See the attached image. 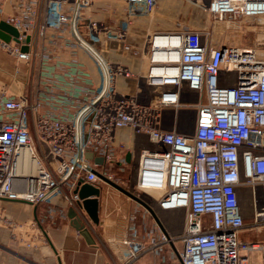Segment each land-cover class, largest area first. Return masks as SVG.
Returning <instances> with one entry per match:
<instances>
[{"label": "built area", "instance_id": "obj_1", "mask_svg": "<svg viewBox=\"0 0 264 264\" xmlns=\"http://www.w3.org/2000/svg\"><path fill=\"white\" fill-rule=\"evenodd\" d=\"M106 1L124 4L125 28L88 16ZM158 2L16 0L5 22L19 37L2 46L29 64L32 73L29 91L0 90V199L29 202L38 209L60 194L92 230L76 190L79 184L106 183L98 174L114 182L107 167L126 162L125 156L118 158L124 146L116 145V133L130 129L151 144L139 156L136 188L160 195L150 205L155 214L183 211L185 218L179 233L168 232L161 223L163 230L158 227L148 245L139 240L137 224L130 219L125 251L116 264H132L146 251L161 253L165 246L178 249V242L182 250L173 261L163 254L162 264H264V242L237 236L245 229L247 209L253 227L264 226V54L218 44L210 32L182 27L146 36L140 48L148 63L144 75L107 63L97 44L124 42L130 25L151 18ZM208 10L219 20H260L264 0H209ZM50 31L62 35V47L72 56L78 50L92 56L102 73L99 85L83 63L54 55L60 43L48 36ZM136 77L145 87V102L138 93L117 89L118 79ZM184 86L198 101L185 100ZM191 108L197 110L196 119L187 130L177 116ZM170 110L176 111L173 123L167 117ZM87 153L102 157L104 164L87 159ZM43 225L37 214L31 226L35 243L45 240ZM257 251L262 261L251 263L250 255Z\"/></svg>", "mask_w": 264, "mask_h": 264}, {"label": "crops", "instance_id": "obj_2", "mask_svg": "<svg viewBox=\"0 0 264 264\" xmlns=\"http://www.w3.org/2000/svg\"><path fill=\"white\" fill-rule=\"evenodd\" d=\"M15 2L16 0H0V22L6 21L7 17L14 13ZM208 3L209 0H159L151 18L146 21L135 20L130 25L128 37L124 42L117 39L104 42L101 55L110 65L126 66L134 74L144 75L148 63L140 48L146 36L153 32H172L182 27L198 31L207 30L210 26ZM88 16L95 20L107 21L115 28L126 27V10L121 2L98 3ZM48 36L59 40L60 48L55 50V56L66 61L77 60L88 70L86 62L80 59L79 50L72 56L65 44L62 47L60 33L50 31ZM2 41L0 39V90H5L9 94L25 93L29 91L31 66L19 62L10 55L2 46ZM81 55L83 58V53ZM89 72L91 74V71ZM92 79L95 86L100 84V80L97 81L93 77ZM117 89L126 95L138 93L143 102L148 100L143 82L138 77L118 79ZM167 117L173 123V116L168 114ZM178 122L177 118V124ZM116 145L124 146L125 150L123 156L126 162L121 164L122 170L133 163L138 165L141 152L151 148L145 137L136 136L130 129L117 131ZM129 153L130 162L127 161ZM96 188L100 189L101 194L98 197L100 221L98 225L93 223V229L90 230L94 244L78 233L74 222L76 218L70 216L71 207L60 194L52 196L36 210L29 202L0 199V217L3 219L0 221V264H60L59 259L61 264H116L117 259L125 251L123 241L127 235L129 220L132 218L137 224L139 240L147 245L150 244L152 234L159 232L158 227L163 230L161 223L168 232L179 233L173 221L170 222L157 213L156 216L160 220L158 223L149 211L140 213L138 208L140 204L136 201L132 200L134 205L123 201L120 194L126 195L113 186L100 182ZM245 192L248 193L249 189ZM179 212L181 211L166 213L174 215ZM35 213L44 220L43 227L48 237L37 243L31 228ZM145 226L147 230H144ZM237 236L241 241L264 242V226L253 227V222L246 223L245 229L239 231ZM158 250L146 251L132 264H162L163 254L173 261V255L182 249H169V246H165L161 253ZM249 261L260 263L261 252L252 253Z\"/></svg>", "mask_w": 264, "mask_h": 264}, {"label": "rangeland", "instance_id": "obj_3", "mask_svg": "<svg viewBox=\"0 0 264 264\" xmlns=\"http://www.w3.org/2000/svg\"><path fill=\"white\" fill-rule=\"evenodd\" d=\"M197 4V1H196ZM209 4V3H208ZM207 6V3L204 4ZM204 6V7H205ZM210 13V12H209ZM209 21L210 26L207 30H204V32H210L211 38L214 39L215 42L218 44H230V45H237V46H244V47H251L258 50V52L264 54V18L262 20L253 19L250 20V22H247L245 20L239 21V20H233L229 21L228 19L225 20H219L217 19L213 14H209ZM106 47V46H105ZM96 49L100 54H102V50L104 49V42L101 41L97 44ZM80 52V59L84 60L87 64V68L89 71H91L92 77L95 78L97 81L100 80V83L102 82V73L100 70V67L96 63V61L92 58V56L89 55L87 51L79 50ZM81 53H83V58ZM25 64V63H24ZM26 67V65H24ZM26 69V68H25ZM183 97L187 102H196L198 101L197 94L191 93L187 86L183 87ZM171 116H174L176 111L170 110L169 111ZM196 112L197 110L194 108H191L189 110H180L177 116L179 118V121L182 123V128H185L187 130H191L194 126L195 119H196ZM124 147L120 148L118 150V158H121V156L124 155ZM109 172L112 176V179L114 183L122 187L123 189L127 190L128 192H131L132 194L142 198L144 201H146L149 205L153 204L152 202H156L157 199L160 197L158 193H143L142 191H139L136 188V178L138 173V165L133 163L132 165L124 168L123 170L118 168L117 166H114L109 169ZM123 201H126L127 203H131L134 205V202L130 197L122 196ZM244 205H248L249 201L244 199ZM139 212L145 213V210H147L145 207L138 205ZM245 209V208H244ZM180 213V214H179ZM178 214L171 215L170 213H164V212H158L160 214V217L165 218L168 221H173L177 231H182L183 228V211L179 212ZM246 215V223L252 224V217H251V211L250 209H247L245 211ZM139 214V213H138ZM172 222V223H173ZM177 248L182 249V243H177Z\"/></svg>", "mask_w": 264, "mask_h": 264}, {"label": "water", "instance_id": "obj_4", "mask_svg": "<svg viewBox=\"0 0 264 264\" xmlns=\"http://www.w3.org/2000/svg\"><path fill=\"white\" fill-rule=\"evenodd\" d=\"M11 37H14L17 40V38L19 37L18 30L15 27H13L12 25L8 24L7 22L1 21L0 22V39L5 41V42H9L11 40ZM29 41H30L29 38H27L25 40V42H29ZM24 50H27V49L24 48ZM97 59H99V61H101L100 58L97 57ZM86 158L89 159V160L94 159L95 162L97 164H99V165H103L104 164V159L102 157L94 158L93 153H87L86 154ZM130 158H131V155L129 153V154H127V161L128 162H130ZM98 175L103 181H105L106 183L110 184L111 186L116 188L118 191L122 192L123 194L127 195L128 197H130L132 200L136 201L137 203H139L140 205L145 207L155 217L156 221L158 223H160V220L156 216L155 212L153 211L151 206L146 201H144L142 198L132 194L131 192H128L127 190L123 189L122 187H120L116 183L107 180L101 174H98ZM76 192L79 194L80 199L82 200V205H83L85 211L87 212V214L89 215L90 219L92 220V222L94 224L98 225L99 221H100V217H99V199H98L99 195L101 194L100 189H98L95 186L90 185V184H83V185L79 184V188L76 190ZM34 209L36 210L37 206H34ZM70 216L73 217V218H76L74 220L76 229L78 231H80V233L86 239H88L90 241V243L94 244V239H93L90 231L88 229H86L84 227V225H82V223L80 222V219L77 218V214H76V212L73 209H71V215ZM35 219L37 220L36 213H35ZM45 236L47 237L46 233H45ZM59 262L61 264L60 259H59Z\"/></svg>", "mask_w": 264, "mask_h": 264}, {"label": "bare ground", "instance_id": "obj_5", "mask_svg": "<svg viewBox=\"0 0 264 264\" xmlns=\"http://www.w3.org/2000/svg\"><path fill=\"white\" fill-rule=\"evenodd\" d=\"M262 19H263V18L261 17L260 20H262ZM49 158H50L51 160H54L52 154H49ZM25 161H26V163H29V162H30V161L28 160V158H26V157H25ZM53 162H54V164H55L56 166H58V163H57V162H55V161H53ZM21 166H22V165H20L19 167L21 168Z\"/></svg>", "mask_w": 264, "mask_h": 264}]
</instances>
